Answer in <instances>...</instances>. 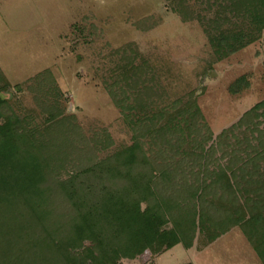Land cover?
<instances>
[{"label":"trees","instance_id":"1","mask_svg":"<svg viewBox=\"0 0 264 264\" xmlns=\"http://www.w3.org/2000/svg\"><path fill=\"white\" fill-rule=\"evenodd\" d=\"M167 1L185 21L201 18L188 0ZM214 3L216 17L206 32L219 58L264 33V0ZM135 49L132 44L118 49L123 54L103 80L133 131V143L114 151L109 150L115 140L105 128L86 137L74 120H63L61 90L50 70L48 87L36 76V101L44 116L38 123L32 113L23 116L14 107L12 87L22 91L23 86H12L0 68V264H124L146 251L160 254L177 244L189 249L197 230L212 243L234 226L243 229L264 264V169L259 167L264 147L243 167H232L234 177H248L241 190L221 164L211 181L178 180L183 162L201 165L213 156L215 146H206L212 132L201 134L204 116L196 99L182 107L177 100L173 114L167 108L152 110L163 87L146 60L137 63ZM262 106H254L232 129L259 117ZM252 125L246 131L253 132L258 123ZM186 143L190 149H184ZM256 175L262 179L255 180ZM181 181L189 199L179 198L183 189L175 185ZM217 187L231 198L217 197Z\"/></svg>","mask_w":264,"mask_h":264},{"label":"rangeland","instance_id":"2","mask_svg":"<svg viewBox=\"0 0 264 264\" xmlns=\"http://www.w3.org/2000/svg\"><path fill=\"white\" fill-rule=\"evenodd\" d=\"M214 4V0H188L194 16L201 18L185 21L167 0H0V68L12 86H23L22 91L12 87L14 107L23 116L32 113L35 122L44 120L36 101L40 94L35 90L39 82L36 76L45 78L48 87L50 70L61 90L64 121L74 120L86 137L105 128L115 140L109 151L132 144L133 131L103 83L109 66L123 54L117 50L132 44L139 52L137 63L146 60L163 87L162 95L154 97L152 110L167 108L173 114L177 100L182 107L196 99L204 116L201 134L211 136L212 132L206 146H215L213 156L210 153L201 165L183 162L177 179H186L189 184L211 181L221 164L229 180H238L243 189L248 177L236 178L231 170L243 167L263 150L260 132H264V107L258 110L259 117L247 120L251 126L258 123L253 132L246 131L248 124L232 128L264 102V33L250 45L219 58L206 32L216 17L218 5ZM227 129H232L228 137L221 138ZM183 146L190 149L187 143ZM103 154L106 152L99 156ZM263 156L259 158L260 170L264 169ZM260 178L256 175L255 180ZM179 182L175 185L183 189L179 198L189 199L184 192L186 184ZM211 192L215 193L213 188L208 191L210 199ZM251 193L255 198L257 192ZM216 194L225 200L231 198L229 191L222 189ZM238 197L245 201L241 193ZM205 242L207 237L197 230L189 249L177 244L160 254L146 251L135 259H124V264H263L240 226L212 243Z\"/></svg>","mask_w":264,"mask_h":264}]
</instances>
